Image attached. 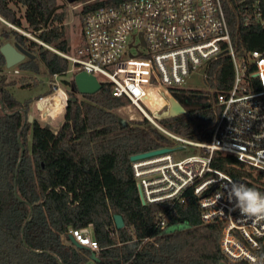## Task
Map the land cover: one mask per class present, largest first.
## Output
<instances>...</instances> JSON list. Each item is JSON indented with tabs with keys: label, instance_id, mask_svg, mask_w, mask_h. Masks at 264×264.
<instances>
[{
	"label": "trees",
	"instance_id": "trees-1",
	"mask_svg": "<svg viewBox=\"0 0 264 264\" xmlns=\"http://www.w3.org/2000/svg\"><path fill=\"white\" fill-rule=\"evenodd\" d=\"M122 1L85 5L81 27L87 12ZM222 2L236 56L244 59L252 51H264V27L245 19L250 0ZM21 8L24 16L18 15ZM60 8L57 0H0V49L13 41L27 55L15 69L58 75L70 98L57 130L36 119L30 122L32 100L14 97L11 87L19 81L9 79L0 50V264H85L90 249L77 248L66 239L71 228L89 226L99 244L101 264H249L223 255L224 223L203 221L193 189L184 193V202L142 204L131 158L173 148L175 142L147 119L122 123L116 110L130 101L115 97L112 85L102 84L95 94L78 99L73 76L66 79L70 63L58 53L71 52ZM204 81L206 90L183 89L196 94L201 105L183 115L164 113L158 123L188 140L210 142L221 115L217 96L234 82L227 46L210 61ZM160 100L165 105L155 93L149 102ZM212 165L232 177L247 174L234 155L217 152ZM115 215L122 216L123 228H117ZM258 264H264L263 251Z\"/></svg>",
	"mask_w": 264,
	"mask_h": 264
},
{
	"label": "built area",
	"instance_id": "built-area-1",
	"mask_svg": "<svg viewBox=\"0 0 264 264\" xmlns=\"http://www.w3.org/2000/svg\"><path fill=\"white\" fill-rule=\"evenodd\" d=\"M245 19L264 27V0H250ZM224 46L233 60L234 82L217 96L221 115L212 140L200 143L169 132L158 123L169 106L168 98L188 93L183 91L188 78L202 67L205 72ZM58 53L69 61V74L86 72L112 85L115 97L128 98L143 119L174 140L171 152L132 162L146 204L184 202V193L193 189L203 221L224 223L220 246L226 259L258 264L264 252V220L242 217L232 210L226 194L220 199L218 195L229 181L250 187L252 183L264 193V51H252L244 59L236 56L222 0H124L101 7L83 16L82 44ZM55 77L53 90L66 94L68 102ZM155 93L166 102L157 110L149 105ZM195 104L202 100L197 97ZM191 149L197 153L185 155ZM179 152L184 156L177 157ZM217 152L236 156L247 174L236 178L215 169L212 160ZM69 236L98 257L92 227L71 228ZM66 243L72 244L69 237ZM85 264L101 263L90 258Z\"/></svg>",
	"mask_w": 264,
	"mask_h": 264
},
{
	"label": "rangeland",
	"instance_id": "rangeland-1",
	"mask_svg": "<svg viewBox=\"0 0 264 264\" xmlns=\"http://www.w3.org/2000/svg\"><path fill=\"white\" fill-rule=\"evenodd\" d=\"M58 5L61 6L59 9V12H63L64 14V25L66 29V37L68 38L71 51L77 49L80 46L81 43V37H82V18H81V12L84 8V5H80V3H69L67 0H57ZM19 16H24V8H21L18 12ZM21 32L29 37H33L29 32L25 30H21ZM11 43H14L13 41H9ZM51 48V47H50ZM16 67L12 69H6V73H8L9 79L13 80L16 79L19 81L17 85H13L11 87V91L14 95V97L24 102L28 99L32 100V103L30 105V115L33 116L34 119L38 120L41 124L45 126H49L53 128L54 130H57L61 124L58 126L56 124L50 123L48 119L45 117H53L52 115L47 114L46 112L51 111V107H41L40 101L41 98L47 99L46 102H53V107H60L61 101L56 96V91L52 90V82L54 80V77L48 76L46 73L41 74H35L32 72H25V71H19V73H15ZM70 74L66 77V79L71 80ZM26 78V81L24 84L21 81V79ZM64 79V78H63ZM55 81L59 84V86L64 89L62 85V79L60 77L56 78ZM56 83V82H55ZM21 85L26 87H21ZM184 89L190 90V91H200V90H206V84L204 81V67L200 68L197 73H193L187 80L186 84L183 85ZM51 90L50 93H48ZM78 99H82L81 95L77 96ZM155 99L156 96H155ZM51 100V101H50ZM156 104L150 105L152 109L157 110L159 106H163L164 104L160 101H155ZM43 105V104H42ZM43 108V109H42ZM169 108L165 110V112H168ZM52 112V111H51ZM45 113L47 115H45ZM116 113L120 116L121 122L125 123L128 119L129 115H133L136 119L135 120H142V115L138 112L136 108H134L131 105H127L124 108H119L116 110ZM65 116V115H64ZM64 121V117H63ZM31 138V137H29ZM191 153H197L196 150L191 149L190 151H187L185 155L191 154ZM177 157H183V153H178L176 155Z\"/></svg>",
	"mask_w": 264,
	"mask_h": 264
},
{
	"label": "water",
	"instance_id": "water-1",
	"mask_svg": "<svg viewBox=\"0 0 264 264\" xmlns=\"http://www.w3.org/2000/svg\"><path fill=\"white\" fill-rule=\"evenodd\" d=\"M69 3L73 4L77 2V0H67ZM71 49V48H70ZM69 49V50H70ZM1 53L4 55L5 60H6V68L7 69H12L16 67L18 64L21 62L25 61L27 58V55L22 52L16 44H13L11 42L5 43L1 47ZM73 80L75 82V85L77 87L79 95H92L98 92L101 87L102 83L99 82L95 77H93L90 74H87L86 72H80L77 73L74 77ZM197 95L194 93L191 94H185V93H176L173 98H168L169 102V111L164 112L166 115H183L187 112L188 108L190 107H196V99ZM70 98H68V101ZM74 100H77V98H74ZM33 116H29V121H33ZM121 120V119H120ZM126 123V122H125ZM171 148H162L142 154H137L134 155L131 158L132 162L164 155L166 153L171 152ZM139 197L143 205H146V202L142 196V193L139 191ZM115 223L118 229H121L125 226V222L120 215H115ZM69 239L71 240L72 244L77 247V248H82L83 246L79 245L72 236H69ZM91 258L100 262L99 258L96 256L95 253H92ZM220 264H227L226 262H221Z\"/></svg>",
	"mask_w": 264,
	"mask_h": 264
},
{
	"label": "clouds",
	"instance_id": "clouds-1",
	"mask_svg": "<svg viewBox=\"0 0 264 264\" xmlns=\"http://www.w3.org/2000/svg\"><path fill=\"white\" fill-rule=\"evenodd\" d=\"M56 96L60 99V108L57 111L55 107L51 109L54 113L53 117H45L50 123H63V117L67 108V97L63 92H59ZM224 191L219 193L218 199L227 195V199L233 205L232 210H238L242 217L253 218L257 221L264 220V193L248 186L246 183L229 181L223 186Z\"/></svg>",
	"mask_w": 264,
	"mask_h": 264
},
{
	"label": "bare ground",
	"instance_id": "bare-ground-1",
	"mask_svg": "<svg viewBox=\"0 0 264 264\" xmlns=\"http://www.w3.org/2000/svg\"><path fill=\"white\" fill-rule=\"evenodd\" d=\"M46 101H48V100L46 99V100L43 101V103H42L43 105L41 104V107H42V106H44V107H48V106H49L48 108L51 107V109H52V108H53V106H52L53 102L49 103V102H46ZM50 101H51V100H50ZM149 105H152V103L149 102ZM58 108H60V107H58ZM42 109H43V108H42ZM55 109H57V107H56Z\"/></svg>",
	"mask_w": 264,
	"mask_h": 264
},
{
	"label": "flooded vegetation",
	"instance_id": "flooded-vegetation-1",
	"mask_svg": "<svg viewBox=\"0 0 264 264\" xmlns=\"http://www.w3.org/2000/svg\"><path fill=\"white\" fill-rule=\"evenodd\" d=\"M185 94H191V92L185 93ZM196 95V94H195Z\"/></svg>",
	"mask_w": 264,
	"mask_h": 264
}]
</instances>
